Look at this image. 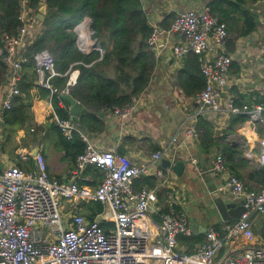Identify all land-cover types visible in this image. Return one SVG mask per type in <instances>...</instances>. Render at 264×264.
<instances>
[{
  "label": "built area",
  "instance_id": "2783aa9c",
  "mask_svg": "<svg viewBox=\"0 0 264 264\" xmlns=\"http://www.w3.org/2000/svg\"><path fill=\"white\" fill-rule=\"evenodd\" d=\"M21 3L22 24L18 32L4 33L3 45L0 43V57L8 65V80L0 83V123L21 92L19 82L23 64L27 62L24 52L33 41L38 25L37 14L28 8L29 0ZM87 26L91 37L94 30ZM153 27L148 38L151 50L158 52L161 37L175 31L184 37V42L173 46L175 55L180 59L192 52L199 55L206 78L205 87L199 93L202 108L246 114L251 122L261 123L264 129V101L240 107L232 98L223 100V93L230 84L233 62V56L225 52L229 28L209 4L180 10L169 29L157 24ZM77 41L86 52L99 49L104 54L97 39L90 46L84 45L81 31ZM213 46L220 51L211 59L207 55ZM36 72V83L50 89L52 94L71 93L79 77V73L73 72L63 88L55 86L53 79L68 72L57 70L55 56L49 50L37 54ZM136 98L115 107L116 114L131 115ZM55 118L67 139H72L75 132L87 139L72 118H62L57 113ZM199 135L195 126L186 131L187 137ZM175 142L176 138L165 142V149L156 151L150 162L161 161ZM40 149L41 146L34 154L38 162L36 170L10 164L0 172V264H264V242L260 240L261 235L252 218L264 215V185L258 190L247 189L240 176L229 174L224 187L243 202L244 212L239 218L223 220L219 225L209 227L205 240L194 248H181L180 236L193 233L187 211L171 203L164 210H158L160 219L157 220L150 214L157 201L156 190L148 185L136 188V180L150 171V164L132 163L114 148L101 150L89 145L77 156L71 178L60 180L46 169ZM32 156L33 153L24 146L18 149L20 160L27 162ZM259 159L264 165V131L260 138ZM89 165L103 171L97 187L79 182ZM225 169L226 157L219 153L212 170L214 174H220ZM156 174L162 177L163 171L158 170ZM65 200L72 204L101 202L104 210L94 219L75 208L66 214ZM104 221L110 225L103 226Z\"/></svg>",
  "mask_w": 264,
  "mask_h": 264
},
{
  "label": "crops",
  "instance_id": "0c3cea01",
  "mask_svg": "<svg viewBox=\"0 0 264 264\" xmlns=\"http://www.w3.org/2000/svg\"><path fill=\"white\" fill-rule=\"evenodd\" d=\"M213 1L144 0L150 23L160 26L171 12L202 8ZM245 10L256 22V28L247 34L243 32L246 28ZM235 17L227 20L229 39L225 52L233 56V62L229 72L230 84L223 93V100L226 102L232 98L240 107L252 106L264 101V0H245L242 12L236 13ZM83 25L80 29L82 40L89 42L90 30L87 26V36ZM93 42L84 45L90 46ZM182 42L184 37L175 31L161 37L160 50L154 51L152 78L145 91L132 103L134 110L131 115L122 117L116 114L115 107L105 108L96 113L98 122L103 124L102 130H93L81 120L83 113L90 112L81 101L84 109L78 123L86 127L87 130L82 131L87 139L79 134L86 141L87 147L92 145L101 150L114 148L132 163L142 166L150 164V171L135 183L137 189L148 185L157 192V201L150 214L159 220L158 210H164L174 203L189 214L193 233L206 236L209 227L219 225L224 219L216 207L209 206L211 194L205 179L210 178L212 184H218L227 202L241 201L224 187L229 174L240 176L247 189H260L264 185V165L259 159L260 138L264 129L261 123L251 122L246 114L202 108L200 90H197L200 84L198 66L194 60H188V56L180 59L173 51V46ZM219 51L214 47L207 56L215 58ZM73 72L80 74L79 69H73L69 77ZM108 72L113 75L111 69ZM32 73L33 69H22L21 85L27 87L28 94L22 93L21 102L30 104L27 121L18 127H6L4 121L0 123L1 167L3 169L10 164H18L24 169L36 170L38 162L34 154L41 146L40 152L44 155L50 175L60 180L70 179L76 165L75 159L65 148L59 132L49 127L47 114L53 104L40 97ZM193 126L200 132L199 137L186 136V131ZM175 138L176 142L163 158L186 162L187 168L182 178L160 161L154 164L150 162L156 151L165 149V142H172ZM22 146L33 153L27 162L18 157V149ZM219 153L226 157V169L223 173L214 174L212 167ZM97 169L89 165L79 182L97 187L104 175L103 171ZM158 170L163 171L162 177L156 174ZM84 203L68 202L64 212L69 214L75 208L89 218ZM253 219L260 236L259 225L264 223V215H255ZM260 240H263L261 236ZM186 246L180 243L181 248Z\"/></svg>",
  "mask_w": 264,
  "mask_h": 264
},
{
  "label": "trees",
  "instance_id": "16d2710c",
  "mask_svg": "<svg viewBox=\"0 0 264 264\" xmlns=\"http://www.w3.org/2000/svg\"><path fill=\"white\" fill-rule=\"evenodd\" d=\"M22 0H0V43L4 33L16 34L22 24ZM47 4L44 20L38 19L33 41L24 52L27 62L23 70L33 69V79L37 80L36 56L43 50H49L55 56L56 68L64 76L53 79L55 86L63 88L68 80L70 68L79 69L78 82L72 87L71 93L85 103L90 112L83 113L81 120L93 130H102L103 124L98 122L97 112L105 108L124 106L132 102L148 87L154 69L155 54L149 48L148 38L154 27L150 23L144 0H29L28 8L38 13L42 3ZM245 0H215L209 6L222 20L236 19L235 14L242 12ZM231 14L233 16H231ZM176 12L168 14L163 22V28H170L175 20ZM85 17L92 18L91 27L94 37L101 43L104 50L94 49L91 52L82 50L78 45L76 26ZM244 33H250L256 28V22L245 10ZM40 26V29H38ZM188 60H194L199 68V86L202 90L206 78L201 70L199 55L190 53ZM111 69L113 75H110ZM200 73V74H199ZM8 76V65L0 57V83ZM25 77V75H24ZM20 86V94L5 116L6 127L23 126L28 119L27 109L30 104L21 102L22 93L28 94L25 86ZM39 95L53 103V108L47 114L48 125L59 132L68 153L77 159L80 153L87 149V143L78 132L72 139H67L57 124L55 113L62 118H71L69 103L59 93L39 86ZM244 117L246 115H243ZM22 167V166H21ZM95 167V166H94ZM96 168V167H95ZM98 170V169H97ZM2 171L0 163V172ZM87 215L94 219L104 210L101 202L86 201L84 203ZM103 226L110 224L104 221ZM180 243L189 247L205 240V234L192 233L190 236H180Z\"/></svg>",
  "mask_w": 264,
  "mask_h": 264
},
{
  "label": "water",
  "instance_id": "95a60500",
  "mask_svg": "<svg viewBox=\"0 0 264 264\" xmlns=\"http://www.w3.org/2000/svg\"><path fill=\"white\" fill-rule=\"evenodd\" d=\"M46 13H47V4L43 2L39 9V12L37 13V18L39 20H44ZM91 22H92V18L86 17L81 23L77 25L76 32L80 31V28L83 24H91ZM61 96L69 103L70 114L72 116L73 122H75L81 130L86 131L87 130L86 127L78 123L79 117L84 109V104L81 101H79L72 93L62 92ZM160 163L165 167H169L173 169L174 172L179 176V178L183 177L184 171L187 168V164L183 160L174 161L173 159L164 157L162 158ZM205 182L207 183L208 191L211 194V203H209V206L216 207V209L218 210V212L220 213V215L224 220L236 219L242 215V213L245 210L242 201L227 202L224 199V197L221 195L217 183L212 184L211 183L212 179L210 178L205 179ZM259 232L261 233L260 235L264 240V227L261 230H259Z\"/></svg>",
  "mask_w": 264,
  "mask_h": 264
},
{
  "label": "rangeland",
  "instance_id": "374dc122",
  "mask_svg": "<svg viewBox=\"0 0 264 264\" xmlns=\"http://www.w3.org/2000/svg\"><path fill=\"white\" fill-rule=\"evenodd\" d=\"M176 14H177V12H176ZM87 25L91 26V24H87ZM90 32H91V30H90ZM93 35H94V33H92V36L90 37V41H89V42H87V41H83V40H82L81 42H82L83 44H84V43H91L92 41H94V40L97 39V38L94 37ZM64 204L67 205V201H66V200L64 201ZM263 227H264V223H263V224H260V225H259V230H261ZM260 234H261V233H260Z\"/></svg>",
  "mask_w": 264,
  "mask_h": 264
},
{
  "label": "bare ground",
  "instance_id": "6f19581e",
  "mask_svg": "<svg viewBox=\"0 0 264 264\" xmlns=\"http://www.w3.org/2000/svg\"><path fill=\"white\" fill-rule=\"evenodd\" d=\"M82 27V26H81ZM81 29V28H80ZM83 31H84V33L88 36V30H87V25L86 24H84L83 25ZM88 45V44H87ZM86 45V46H87Z\"/></svg>",
  "mask_w": 264,
  "mask_h": 264
}]
</instances>
